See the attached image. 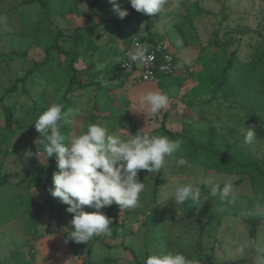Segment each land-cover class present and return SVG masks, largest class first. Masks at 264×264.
<instances>
[{
  "label": "rangeland",
  "instance_id": "rangeland-1",
  "mask_svg": "<svg viewBox=\"0 0 264 264\" xmlns=\"http://www.w3.org/2000/svg\"><path fill=\"white\" fill-rule=\"evenodd\" d=\"M43 1L0 0V264H144L160 251L264 264V0H167L153 15L117 0L124 19L108 0ZM150 36L169 46L176 70L136 84L119 63L132 39ZM148 91L168 106L155 115L141 107ZM52 103L67 113L65 142L88 124L183 141L159 172L139 170V207L101 209L111 235L70 240L73 214L49 191L56 160L27 157L38 150L33 123ZM250 126L257 141L246 145ZM181 156L188 164H176ZM209 180L231 182L237 202L208 195ZM188 183L202 199L176 204L175 188ZM244 239L254 247L240 254Z\"/></svg>",
  "mask_w": 264,
  "mask_h": 264
},
{
  "label": "clouds",
  "instance_id": "clouds-1",
  "mask_svg": "<svg viewBox=\"0 0 264 264\" xmlns=\"http://www.w3.org/2000/svg\"><path fill=\"white\" fill-rule=\"evenodd\" d=\"M118 18L124 19L129 14L122 9L117 0H108ZM131 8L139 13L153 15L160 13L167 0H128ZM179 6V0L173 7ZM128 56L133 62H146L154 57L147 54L146 46H137L129 51ZM127 66V65H126ZM168 106V96L160 91H148L141 98V107L155 115ZM67 113L63 105L52 103L34 121L39 137L34 141L38 150L27 152V157L40 156L45 161L54 158L58 171L53 174V187L49 190L53 198L67 205L66 211L73 214L70 240L76 243L89 242L97 235H111V218L101 209L113 203L122 210L139 207L140 194L145 190L144 182L138 178L139 170H147L149 174L159 172L164 166L166 157L180 150L183 141L172 140L167 136L149 135L139 131L136 135L122 138L109 134L99 124H88L86 130L67 138L61 129ZM243 143L252 145L256 139L254 127H245ZM42 150V151H41ZM176 164L183 166L188 161L183 156L177 158ZM208 195L218 198L221 203L233 204L239 199L231 182H206ZM175 203L184 205L186 202L198 204L202 199V190L193 183L180 185L174 191ZM207 201V196H203ZM84 206L95 209L84 211ZM262 210L257 207V213ZM254 247V241L244 239L236 251L243 254L246 249ZM144 264H199L181 252L160 251L149 255Z\"/></svg>",
  "mask_w": 264,
  "mask_h": 264
},
{
  "label": "built area",
  "instance_id": "built-area-1",
  "mask_svg": "<svg viewBox=\"0 0 264 264\" xmlns=\"http://www.w3.org/2000/svg\"><path fill=\"white\" fill-rule=\"evenodd\" d=\"M138 45L146 46L147 54L154 58L146 62L131 61L128 53L134 51ZM119 66L122 71L133 75L136 84L149 83L157 85L163 77L172 75L176 70L174 56L169 46L161 39L151 37L132 39L130 46L122 53Z\"/></svg>",
  "mask_w": 264,
  "mask_h": 264
},
{
  "label": "trees",
  "instance_id": "trees-1",
  "mask_svg": "<svg viewBox=\"0 0 264 264\" xmlns=\"http://www.w3.org/2000/svg\"><path fill=\"white\" fill-rule=\"evenodd\" d=\"M30 1L33 2V3H38L44 9L47 8V3H45L43 0H30ZM207 150H209L210 152L217 153V151L215 149H213V148H207Z\"/></svg>",
  "mask_w": 264,
  "mask_h": 264
}]
</instances>
